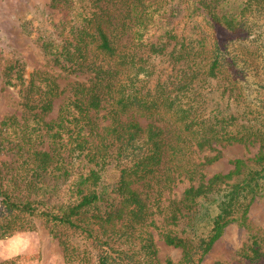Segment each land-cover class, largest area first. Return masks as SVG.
<instances>
[{
    "label": "trees",
    "instance_id": "trees-1",
    "mask_svg": "<svg viewBox=\"0 0 264 264\" xmlns=\"http://www.w3.org/2000/svg\"><path fill=\"white\" fill-rule=\"evenodd\" d=\"M159 2L85 0L70 31L44 41L63 70L90 74L55 119H45L64 92L54 74L27 76L19 60L0 73L20 86L23 109L0 121V238L40 220L66 264H202L223 228L247 214L264 188V0H166L162 25L149 13ZM67 3L78 4L51 0ZM171 15L182 28L170 26ZM160 57L174 64L166 77ZM224 95L235 110L215 102ZM101 109L105 127L93 115ZM128 113L155 121L120 119ZM251 139L260 143L255 165L239 161L205 180L196 150ZM182 175L192 182L162 227L150 192L133 185L161 194ZM154 230L182 248L178 262L160 260ZM237 264H264V235L243 246Z\"/></svg>",
    "mask_w": 264,
    "mask_h": 264
},
{
    "label": "rangeland",
    "instance_id": "rangeland-1",
    "mask_svg": "<svg viewBox=\"0 0 264 264\" xmlns=\"http://www.w3.org/2000/svg\"><path fill=\"white\" fill-rule=\"evenodd\" d=\"M77 6L64 4L51 6V0H0V73L3 75L5 67L10 62L24 63L26 75L35 69L47 70L57 77L64 92L55 99L53 109L45 119H55L60 106L72 95L73 84L77 81H87L89 73H71L63 70L51 60L46 53L44 41L62 37L70 31L72 18L77 17L82 11L85 0H76ZM166 1V0H165ZM164 0L152 4L149 13L157 17L162 25L166 16L163 9H168ZM156 5L159 8H156ZM171 7V6H169ZM172 14L171 8L167 11ZM76 15V17H75ZM84 12L80 15L83 17ZM163 18V19H162ZM171 15L170 26L182 28L181 20ZM180 31V30H179ZM161 77H166L173 72L174 64L167 58L161 57ZM176 69V67H175ZM220 90L215 94L219 95ZM20 86L9 85L3 76L0 78V121L7 115H22ZM227 95L219 102L222 106L235 110L236 104L228 103ZM105 109L93 113L101 127L111 123L110 117L104 116ZM121 120H133L142 126L152 122L154 118L128 113L121 115ZM155 121V120H154ZM153 121V122H154ZM162 127L167 128V123L156 120ZM258 140H244L231 143H215L211 148L196 150L193 158L198 164V169L205 175V180L216 174L234 171L239 161L242 165H255L256 157L260 151ZM0 157H4L0 154ZM169 164V162H168ZM167 165V163H166ZM240 177L235 174L230 181ZM190 181L185 176L178 177L171 183V188L166 187L161 194L149 190L144 184H134V189L148 193V200L153 203L154 217L160 226H168L167 215L170 213L168 206L173 200H181L184 191L190 186ZM195 183V182H194ZM160 204V208L158 205ZM161 209V210H160ZM155 242L158 247V257L164 263L168 258L178 262L182 257V248L165 243L164 237L155 230ZM264 235V188L253 198L246 215L238 218L223 228L221 236L206 254L202 264H237L242 248L251 241L253 236ZM0 263L3 264H66L63 249L58 241L40 220H35L32 230H17L6 237L0 238Z\"/></svg>",
    "mask_w": 264,
    "mask_h": 264
}]
</instances>
